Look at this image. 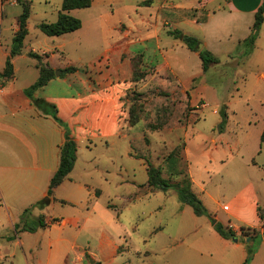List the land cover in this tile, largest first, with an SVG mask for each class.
<instances>
[{
	"label": "rangeland",
	"instance_id": "374dc122",
	"mask_svg": "<svg viewBox=\"0 0 264 264\" xmlns=\"http://www.w3.org/2000/svg\"><path fill=\"white\" fill-rule=\"evenodd\" d=\"M28 1V34L16 58L19 73H30L39 60L48 62L54 71L60 70L50 89L67 95L79 92L85 82L91 89L113 85L122 107L120 132L106 138L83 133L78 138L72 172L76 184L59 186L55 193L62 199L54 198L52 205L43 207L45 220L54 215L59 219L50 226L28 228L38 224L40 207L18 214L0 202V264H242L250 245L256 252L249 264H264L261 231L256 228L258 234L251 240L248 235L254 231L241 230L242 226L253 227L251 222L256 220L255 210L247 205L253 197L264 208V144L260 143L264 28L253 44L248 40L238 44L243 28H233L231 37L217 42L218 62L205 72L199 56L188 58L177 44L171 45L180 39L161 31L162 45L168 49L165 54L177 66L179 80L199 76L187 88L175 75L152 67L151 62L161 60L162 55L152 50L151 41L132 45L136 51L150 46L148 65L142 55L135 54L129 59L132 75L127 73L123 45L147 38L159 24L170 23L171 28L201 35L197 24L178 21L170 13L172 19L167 13L157 18L161 0L150 4L95 0L89 7L70 12L81 18L82 26L61 36H48L38 25L56 19L52 13L61 8L62 0ZM195 1L177 2L188 6ZM219 5L225 6L226 1L214 0L208 7ZM21 7L18 4L13 9L18 12ZM201 10L194 8L189 14L202 19ZM14 15L7 17L4 26L3 39L9 45ZM31 49L43 53L42 57L29 56ZM2 60L0 50V66ZM69 65L77 69L61 76ZM137 73L145 76L136 79ZM223 109L228 117L220 131ZM131 116L138 118L134 125ZM148 162L171 183L189 175L207 213L196 215L173 188L155 191L147 182ZM216 220L239 225L233 228L244 246L240 263L236 240L219 236L213 227Z\"/></svg>",
	"mask_w": 264,
	"mask_h": 264
},
{
	"label": "crops",
	"instance_id": "0c3cea01",
	"mask_svg": "<svg viewBox=\"0 0 264 264\" xmlns=\"http://www.w3.org/2000/svg\"><path fill=\"white\" fill-rule=\"evenodd\" d=\"M94 1L95 0H93V2ZM109 1L115 2L116 0ZM152 1L153 0H142L140 4H150ZM177 1L178 0H161L160 6L156 10L157 18L158 16L161 17V14L167 13V16L171 14L178 21L184 20L197 24L202 32L200 36L196 35L194 37L198 38L204 47L217 59L219 55L215 50L217 42H221L228 36L231 37L233 28H243L241 36L238 37V44L246 41L252 32L255 14L263 2V0H225V6L222 7L219 5L215 8L214 6L208 7L214 0H197L188 6H181ZM18 4L16 0L11 2L0 0V50L3 54L0 71L4 69L5 61L9 55L12 43L11 41L9 45V43L7 41L4 42L3 39L5 21L7 17L14 12L15 26L12 27L14 35L18 28V19L22 11V7L18 12L13 9V6ZM194 8L199 9L200 12L202 11L201 9H203L204 18L199 19L197 16L190 15L189 12ZM60 10L61 8L59 10L54 9V13H52V15L56 16V19ZM171 15L170 19H172ZM55 20H51L50 22ZM166 22L169 23L171 21L166 20ZM159 25V28H156L153 34L149 35L147 38L133 39L123 45L127 54V58L124 61L128 64V76L132 75L129 59L135 54L142 55L144 64L148 65V62H146L148 61L146 52L150 49V46H146L143 50L136 51L132 50V45L137 41H151L153 43L152 50L162 55L161 60H154L151 62L153 63L151 64L152 67L156 68V71L160 73L167 72L173 74L179 80V70L177 66L172 65L167 58L165 54L168 50L167 46L162 45L160 38L161 31L171 35L169 31L179 28L176 26L171 28L170 23L168 26H164L163 23ZM155 26L157 27V25ZM263 28L264 20L259 35L262 33ZM131 31L134 30L131 29L130 32ZM126 32H128L127 29ZM182 32L188 34L185 31ZM189 35L193 36L192 34ZM173 36L175 37V35ZM179 39L180 42L172 43L171 45L177 44V47L180 48L179 51L188 58L194 55L199 56V53L191 50L181 38ZM31 50L36 51L34 49ZM110 50L111 49L107 51ZM173 50L175 53L176 50ZM169 51H172V49ZM222 51H224V49L220 50L219 53H222ZM230 51H227V57ZM39 54L42 55L43 53ZM17 57L18 55L13 57V75L9 81L0 86V202L7 210L15 209L19 214L47 194L50 180L60 163L61 145L65 142L66 138L64 127L60 125L51 114H45L36 107L24 91L26 87L34 83L39 77V68L35 65V69L30 73L20 74L19 69L16 67ZM144 64L143 68L145 72L147 70ZM20 75H24L22 81H20ZM260 75L261 78L264 79V71H262ZM196 77L199 76L191 75L187 81H179L188 88ZM56 78L58 77L50 79L46 85L38 88L34 92V95L36 97H42L56 106L58 116L68 124L76 142L83 133L106 138L120 132L122 107L119 101V95L116 94L112 87L113 85L105 88L91 89L90 85L85 82L80 85L81 88L79 92L67 95L64 92L50 89V86L57 80ZM206 105L207 103L204 104V106ZM49 108L50 107H48V110ZM74 167L55 188L53 195H56V197L54 196V200L57 198L62 199L61 196H57L55 193L59 186L66 182L76 184L73 180L74 177L72 173ZM157 190L160 189L157 188L155 191ZM247 205L249 206L248 208L251 209L252 207V210H255L256 220L255 222L252 221L251 225L262 232L263 227L257 213L258 202L253 197L250 204L248 203ZM44 210L45 208L40 209V213H44ZM54 217L57 216L54 215ZM245 224L248 223L245 222ZM230 226L234 228L239 227V225L235 226L234 224ZM224 239L228 240L227 238ZM240 241L239 239L235 241L238 251V263L243 260L245 254L244 246ZM49 243L51 244V242Z\"/></svg>",
	"mask_w": 264,
	"mask_h": 264
},
{
	"label": "trees",
	"instance_id": "16d2710c",
	"mask_svg": "<svg viewBox=\"0 0 264 264\" xmlns=\"http://www.w3.org/2000/svg\"><path fill=\"white\" fill-rule=\"evenodd\" d=\"M16 1L22 6V11L19 15L18 28L13 35L11 49L9 55L6 58L4 69L3 71H0V83H2L1 81L2 79H4L5 81L13 75L14 73L13 57L21 53L24 45L25 37L28 34V19L31 11L30 1L28 0H16ZM92 2L93 0H62L61 10L59 11L57 19L52 22L42 21L39 23L38 26L40 30L48 36H58L67 32L77 30L82 26V20L81 18L71 14L70 11L77 8L89 7L92 5ZM263 20H264V0L255 14V20L252 26V32L249 35V37L246 39V41L248 40L249 44H253L255 39L258 37ZM169 33H172L173 35H175V37L181 38L191 50L198 51L199 56L202 60V67L204 72L207 71L214 62L218 61V59L205 47L202 48L201 50H198L199 43L201 42L198 38L191 36L189 34H185L180 29L171 30L169 31ZM28 54L29 56L37 58L38 60L42 57L41 54L33 50H30ZM36 67L39 68L40 75L37 78V80L34 83H32L30 86L26 87L24 91L26 95L30 97L32 103L36 107L42 110V112L45 114H51L53 118L60 125L64 127L66 139L65 142L61 145L60 163L50 180L47 194L43 196L41 199L37 200L35 203H33L30 207L26 208L24 210L25 212H27L31 207L43 208L52 202V200L54 199L53 194L55 188L72 171L77 159V143L74 139V136L72 135L71 129L68 126V124L58 116L56 112L57 111L56 106L52 103H49L44 98L36 97L34 95V92L38 88L46 85L50 79L55 77V71L48 64V62L43 63L40 60L36 63ZM76 69H77L76 66L69 65L63 68V73L61 74V76L67 72H72ZM144 76H145L144 73L141 74L137 73L135 78L141 79ZM48 107L50 108L53 107L52 112L50 108L48 110ZM221 115H222V120L218 124L220 131H222L225 128V124L227 122V117H228L224 109L221 111ZM129 121L131 125H134L135 123L138 122V118L131 116L129 118ZM260 143L264 144V127L260 134ZM174 162L177 163L178 159H174ZM147 174H148L147 182L150 186L154 188H158L163 191H167L168 189L173 188L176 191L180 201L182 203L190 205L193 208V211L196 215H203L207 213V209L204 206L202 200L199 198V196L193 189V180L189 175L185 174L180 181L171 183L160 175L159 169L153 166L151 162H148ZM98 192L99 191H97L96 193ZM257 213L260 218L261 225L263 227V231L261 232V235L264 236V209L262 206L258 205ZM38 220L39 221L36 226L35 225L29 226L28 228H30V230H36L37 227L39 226H50L52 223L58 221L59 219L57 217H53L51 220L47 221L45 220L44 215L41 214L39 215ZM15 226H17V224ZM213 227L218 232V234L224 238L237 237L236 230L230 225H224L220 221L216 220L213 223ZM251 229L254 231L255 234L251 235L249 233L250 235H248V237H250L252 240L258 234L256 233V228H253L251 226H248L247 229L245 226L241 227V230L244 233H247L248 232L247 230H251ZM255 252H256L255 246L253 245L248 246L247 256L242 264H249Z\"/></svg>",
	"mask_w": 264,
	"mask_h": 264
},
{
	"label": "water",
	"instance_id": "95a60500",
	"mask_svg": "<svg viewBox=\"0 0 264 264\" xmlns=\"http://www.w3.org/2000/svg\"><path fill=\"white\" fill-rule=\"evenodd\" d=\"M202 45H203V44H202V42H200V43H199V47H198V49H201ZM55 73H56V75L58 76V75H59V73H60V70H59V69H56ZM248 239H249V237H248ZM234 240H236V241H237V238H236V237H234Z\"/></svg>",
	"mask_w": 264,
	"mask_h": 264
},
{
	"label": "built area",
	"instance_id": "2783aa9c",
	"mask_svg": "<svg viewBox=\"0 0 264 264\" xmlns=\"http://www.w3.org/2000/svg\"><path fill=\"white\" fill-rule=\"evenodd\" d=\"M10 1H14V0H10ZM226 208H228L227 206H225Z\"/></svg>",
	"mask_w": 264,
	"mask_h": 264
}]
</instances>
